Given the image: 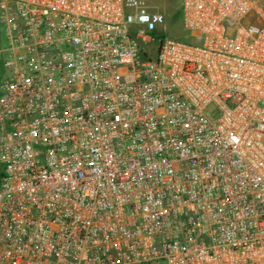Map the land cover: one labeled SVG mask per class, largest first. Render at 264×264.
Masks as SVG:
<instances>
[{
	"label": "built area",
	"instance_id": "1",
	"mask_svg": "<svg viewBox=\"0 0 264 264\" xmlns=\"http://www.w3.org/2000/svg\"><path fill=\"white\" fill-rule=\"evenodd\" d=\"M0 0V264H264V4Z\"/></svg>",
	"mask_w": 264,
	"mask_h": 264
},
{
	"label": "rangeland",
	"instance_id": "2",
	"mask_svg": "<svg viewBox=\"0 0 264 264\" xmlns=\"http://www.w3.org/2000/svg\"><path fill=\"white\" fill-rule=\"evenodd\" d=\"M146 5H154L156 10H162L165 23L156 34H150L153 39L149 45L150 51L157 52L159 41L164 37L190 42V34L184 29L182 20V0H142ZM264 4V0H260ZM164 10V11H163ZM165 264V263H161Z\"/></svg>",
	"mask_w": 264,
	"mask_h": 264
},
{
	"label": "crops",
	"instance_id": "3",
	"mask_svg": "<svg viewBox=\"0 0 264 264\" xmlns=\"http://www.w3.org/2000/svg\"><path fill=\"white\" fill-rule=\"evenodd\" d=\"M147 6H148L150 12H152V13H160V14L164 15L162 10H156L154 5L150 4V5H147ZM164 17H165V15H164Z\"/></svg>",
	"mask_w": 264,
	"mask_h": 264
}]
</instances>
